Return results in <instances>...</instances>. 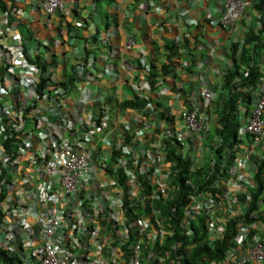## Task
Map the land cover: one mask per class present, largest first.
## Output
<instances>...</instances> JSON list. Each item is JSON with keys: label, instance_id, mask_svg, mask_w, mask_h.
I'll return each instance as SVG.
<instances>
[{"label": "trees", "instance_id": "16d2710c", "mask_svg": "<svg viewBox=\"0 0 264 264\" xmlns=\"http://www.w3.org/2000/svg\"><path fill=\"white\" fill-rule=\"evenodd\" d=\"M104 1L92 0L97 6L104 4ZM250 3L251 11L247 17L251 19V22L245 25L247 31L243 42L235 43L233 46V54L230 55L232 65L227 64L217 84L209 83L213 97L206 102L202 100L205 103L199 102V116L203 125L199 133H195L183 143H178L175 138L164 135L166 127L176 129L178 125H181V122L176 120L177 116L183 110L191 109L189 99H192L194 90L198 87L197 84L191 82L187 88L174 89V92L186 102L185 108L182 111L178 110L176 114L172 113L165 102L155 103L149 95L147 86L156 90L155 85L161 80L165 81L172 75L178 77L177 68L182 65V51L186 53L184 58L195 57L192 42L189 39L184 40L183 48L178 45H166L162 49L165 61H161L159 65L152 62L147 67L148 74L145 79L147 85L140 84L139 90H132V95L120 103L123 111H142L145 115L141 122L129 121V130L126 129L125 124H121L119 132L124 137L122 142L125 145L113 151L114 155L126 161L128 167L134 171V176L128 177L125 176L122 168L119 169L120 184L129 191L139 189L140 195L132 199L128 196L124 198L128 234H123L118 227L114 229L104 226V233H113L115 240L112 247L106 249L103 254L109 260L106 264H125L132 254L131 247L141 238L143 239L142 264H238L239 256L243 258L251 251L249 243L264 246V154L259 150L253 152L254 147L249 145L251 144L249 134L246 136L239 134V130L250 121L264 86L262 49L264 0H250ZM1 8L6 7L3 5ZM73 13L75 17L79 16L76 10H73ZM98 15L97 7V10L88 12V18L83 20L80 27H76L70 21L63 23L72 39L87 42V44L90 42L100 52H105L106 58L111 60L112 64L102 56L103 65H101L100 53L96 55L88 52L87 54L74 53L72 55L76 57L75 60L80 58L79 65L85 66L82 70L84 77L74 73L68 81L70 84L76 80L86 82L88 85H96L98 81L87 77L86 71L89 67L96 71L102 67L106 70L111 64L114 70L118 69L121 57L117 53L120 48L111 42L116 39L119 32L116 16L106 13L105 27L113 28L111 32L114 33L113 36L105 34L104 37L93 36L88 39L85 34L80 33L89 22H92L96 28ZM30 28L35 30L34 25ZM134 40L138 44L135 35ZM100 42L104 44L102 49L98 47ZM67 57L69 53L63 55V62H66ZM90 57L94 60L91 66L88 63ZM196 64V57L192 58L187 70L196 76L203 75V72L196 70ZM88 72L89 76H95L90 70ZM137 81L142 82V80ZM15 99L18 100V93ZM6 101L10 103L15 100L7 96ZM111 101L108 100L103 105L109 109ZM54 103V98L49 97L48 100L41 96V100L30 108L27 110L23 108L28 122L25 128H29L33 122L36 125L41 124L44 130L64 131L62 120H67L65 114L69 110L63 112L59 121L54 116H46L51 108L56 106ZM150 104L153 105V109L147 110V105ZM71 107L78 110V107L81 108L77 103ZM1 108L6 111V106L3 105ZM102 108L98 107L100 112L98 115L108 118L110 114L106 108L104 112H101ZM74 109L71 118L76 124L79 123L81 116ZM155 113H159L158 120L166 121L167 126L157 123V119L154 121ZM2 133L0 131V142L5 143ZM23 133L31 135L32 132L23 130ZM211 133L213 135L205 144V136ZM75 134L76 131L73 129L70 137ZM203 145L206 146L207 151H203ZM36 146L41 158L50 159L48 147ZM125 146L128 149L123 152ZM149 150L152 152L151 158L155 161L148 169L146 158L149 157L147 153ZM136 151H141L138 161L134 158ZM221 153H224V156ZM55 156H58L57 153ZM157 171H160L161 175L156 176ZM109 174L114 172L109 170ZM7 175V168L0 163V193L2 194L0 196L3 197L7 193L2 181L6 178L8 183L14 186V180ZM131 178L135 179L132 185L129 181ZM16 196L14 195L11 200H18ZM137 220L144 222L141 229L136 228ZM108 221L100 220L99 222L103 226L108 224ZM37 230L38 228L34 229V231ZM150 233H157L158 239H149ZM244 234L247 239L239 242V238L242 239ZM84 241L85 243L77 249H71L73 254L71 259L82 264L87 263V254L91 250L89 236ZM232 250L233 257H231ZM114 254L119 257L113 259ZM0 264L39 263L34 257H30L27 261V255L22 248H19L15 255L10 256L6 253L4 246H0ZM244 264H264V261L248 260Z\"/></svg>", "mask_w": 264, "mask_h": 264}, {"label": "built area", "instance_id": "2783aa9c", "mask_svg": "<svg viewBox=\"0 0 264 264\" xmlns=\"http://www.w3.org/2000/svg\"><path fill=\"white\" fill-rule=\"evenodd\" d=\"M218 1L224 8V26L236 24L246 12L247 4L243 0ZM43 10L47 16L46 24L51 26L55 14L67 11L66 0H43ZM14 25H11L9 12H0V36L5 37L4 32ZM12 38L16 45L10 47V52H7L9 47L0 41V131L5 137V143L0 142V163L7 168L8 175L14 180V186L6 178L2 181L7 194L5 197L0 196V246H4L10 256L22 248L27 261L34 257L39 264H82L71 259V249L84 244L89 236L91 250L87 254L86 264H106L109 260L103 254L112 247L115 240L113 233H104V226L118 227L123 234H128L124 198L128 196L132 199L140 195L139 189L129 191L120 184L118 169L122 168L128 177H133L134 171L121 158L116 159V167H110L107 162L102 165L97 163L94 153L89 149V143L94 140L93 134L102 130V127L95 124L88 123V129H81V136L78 138L81 143L79 148H74L65 135L75 127L70 114L71 106L77 103L81 106L78 107V112L83 113L84 108L90 104L91 88L86 83L79 85L77 100L72 97L61 98L58 92L51 95L49 88L41 89L40 78L49 81L50 74L45 73L23 52L19 32L13 33ZM134 45L135 41L130 37L125 49L131 50ZM47 64H52V61ZM47 86L55 90L52 82H48ZM17 93L18 100L15 99ZM261 95L262 100L253 119L243 131L251 134L256 143L264 138V87ZM7 96L15 101L7 102ZM41 96L48 100L49 97L54 98L56 106L51 108L47 117L54 116L59 121L63 112L69 110L65 114L67 120H62L64 131L44 130L41 124L33 122L29 128H25L28 122L23 108L27 110L41 100ZM212 97L213 91L208 88L196 92L190 99L191 109L183 110L178 116L181 120L180 128L166 127L164 135L183 143L199 133L203 127L199 116L200 99L208 100ZM3 105L6 106V111L1 108ZM103 120L107 122L108 118ZM126 129L129 130L128 125ZM23 130L32 133L27 135ZM36 145L48 147L50 159L41 158ZM117 146L120 147V142ZM127 149L124 147L123 152ZM54 151L58 156H55ZM147 153L149 157L146 158V166L149 169L155 159L151 158L150 150ZM134 156L138 161L141 151H136ZM98 162L100 163L99 160ZM109 170L114 174H109ZM158 175H161L160 171L156 172V176ZM129 181L132 185L135 179L131 178ZM14 195H17L18 200H11ZM31 218L33 221H30ZM100 220L110 221L102 226ZM136 225L137 229H141L144 222L137 220ZM35 228L38 230L34 231ZM102 234L109 236L111 241L102 238ZM149 239H158L157 233H150ZM246 239L244 234L239 242ZM249 246L251 251L243 258H238V264H244L248 260L264 261V246L251 243ZM142 249L141 238L131 247L132 254L125 264H142ZM117 257L119 256L115 254L112 256L113 259Z\"/></svg>", "mask_w": 264, "mask_h": 264}, {"label": "crops", "instance_id": "0c3cea01", "mask_svg": "<svg viewBox=\"0 0 264 264\" xmlns=\"http://www.w3.org/2000/svg\"><path fill=\"white\" fill-rule=\"evenodd\" d=\"M7 1L12 8L24 11L25 19L34 22L36 25L35 34L40 37L47 34L50 42L57 43L58 50L67 49L70 54H74L84 50L87 45L86 42L72 39L63 22L70 21L74 25L81 26L83 20L88 18V12L95 10V4L92 0H66L67 6L76 10L79 16L75 17L73 11L68 15L59 14L55 16L53 25H47L48 28L44 25L45 16L41 6L42 0ZM247 1L250 2V0ZM108 2H110L109 5ZM105 7L107 14L111 13L114 17L116 16L119 23L118 36L111 41L114 46L122 48L127 35L130 33L137 37L138 46L128 58L135 64L139 63L146 66V64L149 65L153 62L159 65L161 61H165V57L162 56V49L166 45H182L185 38L192 42V50H194L197 61L196 70L204 74L196 76L187 70L190 67V61L195 57L184 58L186 53L182 51L183 60L181 61L182 65L177 68L178 77L173 75L167 77L163 83V88L152 93L155 103L158 101L165 102L174 114L178 110L182 111L186 103L184 98L174 92V89L187 88L191 82L198 85L194 91L209 87L210 82L217 84L227 64L232 65L231 53L229 54L228 49L233 51L234 44L243 39L247 30L244 23H248L247 20H244L229 29L222 28L218 21H220L223 6L217 0H107ZM106 31L105 34L114 35L111 33L113 28H106ZM80 33L85 34L88 39L97 36V30L92 22H89ZM105 34L102 37L106 36ZM74 42L76 44H73ZM88 45L91 46V44ZM98 47L102 49L104 44L100 42ZM116 73L118 76L105 82H98L91 87L97 99H105L107 93L109 95L116 94L122 99L130 97L132 95V82L136 77L144 76V73L133 75L130 71L120 69ZM86 108L91 109L92 104ZM205 111H207L206 108ZM203 115L205 118L206 114ZM128 118L129 115L124 116V119ZM153 118L156 121L157 118ZM176 120L179 121V119ZM120 122H123L122 117ZM156 122L167 126V122L162 119H157ZM97 144L103 145H99L95 159L102 158L105 149V143L102 139L98 140ZM99 150H101V155H99ZM30 221L33 219L31 218ZM102 238L110 240L108 239L109 236L105 237L103 234Z\"/></svg>", "mask_w": 264, "mask_h": 264}, {"label": "clouds", "instance_id": "9594fccd", "mask_svg": "<svg viewBox=\"0 0 264 264\" xmlns=\"http://www.w3.org/2000/svg\"><path fill=\"white\" fill-rule=\"evenodd\" d=\"M106 1L107 0L104 1L105 2L104 4H106ZM243 1H245L246 4H247L246 12L243 15V17L241 18V20L239 22H237L236 24H238L240 22H243L244 20H247L248 23H244V26H245V25L250 24V22H251V19L246 18V16L251 11V3L248 2L247 0H243ZM3 5L6 8L2 9L1 7ZM41 6H42V10H43V0H42V3H41ZM66 6H67V4H66ZM99 6L100 5L97 6L95 4V10H97V7L99 9ZM72 11L73 10L70 7L67 6V11L65 13L58 12L57 14H55L52 17V20H54L55 16H57L59 14H62V15H66L67 14L68 15ZM0 12H2V13L3 12H9L11 25L15 24L11 29H9L8 31L4 32L5 37L0 36V41H3L5 43V45H7V47H9L7 49V52H10V50H11L10 47H14V45H16V41L12 38V34L15 33V32H19V34L21 36V40H22L23 52L39 68H42L45 73L50 74V80L49 81H47L44 78H40V80H41L40 88L41 89L49 88L50 89L49 91H50L51 95H53L55 92H58V93H60L59 96L61 98L72 97L74 100H77L79 98L78 86L81 85L82 83H86V82H81V81H76L75 80L72 84H70L68 81L70 80V77L74 73H78L79 76H83L84 77V72H82V70L84 69L85 66H84V64L79 65L80 58L75 60L76 57H74L72 54H70L69 50H67V49L58 50L57 43L54 44L53 42H50L49 41V37H48L47 34H45L44 37H40L39 35L35 34L36 30H31V28H30L31 26L34 25V22L26 20L25 19V15H24V11L18 10L17 8H12L9 5V2L7 0H0ZM223 12H224V8H223V11L221 13L220 21H218V23L222 26V28L229 29L230 27L235 26L236 24L231 25V26H224L222 24ZM43 13H44V16H45L44 25H45V27H47V25H48V24H46L47 16H46L44 10H43ZM53 23H52V25H53ZM22 26H26L28 31L31 33V35H33L38 41L41 42L39 44V46H37V48H35V45H34L32 40H27V38L25 37V35L23 33ZM34 26H36V25H34ZM48 26H50V25H48ZM76 27H80V26L76 25ZM95 29L97 30V32L99 31L98 30V26ZM49 32H51V31L49 30ZM130 37H132L134 39V34L130 33V34L127 35L125 43H124V46H122V48H120V50L117 53L121 57V61L119 63L118 69L130 71L131 73H133V75H139L137 73H142V74L144 73L143 77H141V76L136 77V79L131 84L132 90H136L137 91V90H139L138 86L140 84H143L142 86L147 85V82L145 81V79L147 77V74H148V68L147 67H149V65L151 63L149 65L146 64V66H145V65H142V64H139V63L135 64V63H133L132 61H130L128 59L127 56L129 54H131L138 46L136 44V42H135V45H134L133 49H131V50H126L125 49V44L127 42V39H129ZM53 39L55 40V37H53ZM185 39H187V38H185ZM243 40H244V37H243V39L241 41L243 42ZM241 41H239V42H241ZM86 44H87V42H86ZM89 44H90V42H89ZM178 46L180 48H183L184 47V41L182 42V45H178ZM42 47L45 48L44 51L46 52L44 57L40 56V51H42V49H41ZM61 51H63V52H61ZM87 52L88 53H94L95 55L100 53V57H101L100 64L101 65H103L102 56L105 59H107L108 63L111 62V60L109 61L108 58H106L107 54L105 52H100V50L95 48V47H93L92 44H91V46L87 44L85 46L84 50L79 51L77 53L87 54ZM66 53H69V57L66 58V62H63L62 57ZM48 61H52V64L48 65L47 64ZM88 63H89L90 66L92 64H94L93 57H90L88 59ZM111 64H112V62H111ZM111 64L108 66V68L106 70H103V67H102V68H98V71H96L92 67H89L88 70L93 72L95 74V76H89V74H88L89 72L87 70L86 71L87 77H92V78L95 79V81H98V82H101V81L105 82L106 80H108L110 78L118 76V74L116 73L118 69L114 70V68H113V66ZM68 68H70V71H68ZM52 80H55V81H52ZM137 80H142V82H138ZM48 82H52L53 83V85L55 86V90H52L50 87L47 86ZM163 83H164L163 80H161L159 83H156V85H155V87H156L155 89L156 90H153L149 85H147L148 89H149L148 91L150 93L149 94L150 97H152V95H153L152 93L156 92L160 88H163ZM93 86L92 85H88L89 88H91ZM207 88L211 89L209 87H207ZM202 89H204V88H201L200 90H202ZM200 90L198 89V91H200ZM91 91H92V88H91ZM198 91H194V94L196 92H198ZM261 94H262V89H261ZM111 98H112V101H111ZM91 100H90V104H92V108L91 109L86 108L88 106L87 105L84 108V112L83 113H79L78 109L75 110L74 108H71V112H70L71 117H72V110L73 109L75 111H77V113L81 116L79 123H76L75 127H74V130L76 131V134L74 135V138H75L76 141H75V144H73V146H74V148H79V143H81V141L78 140V138L81 136V129L83 127L88 129V127H87L88 123L95 124V125H97L99 127H102V130L96 131L95 134H93L94 135V140L91 141V143H89V147H90L89 149H90L91 152L94 153V158H95V153L97 152V149H98L99 145H103V144H97V141L102 139L103 142L105 143V145H104V147H105L104 156L102 158H98V159H95V160L97 161V163L99 165H102L103 163L107 162L110 167H116V164H117L116 163V159H118L120 157L118 155H114L113 151H114V149L115 150L120 149V148H122L125 145L122 142L124 137H123L122 133L119 132L121 124H125V125L129 126V124H130L129 121L141 122L143 120V118L145 117V115H144V113L142 111H133V110H124L123 111L120 108V103H122L123 99L120 96L116 95V94H110V95L106 96L105 99H102V98L97 99L94 96L93 92H92ZM108 100L111 101V105H110L109 109L103 105ZM202 100H205V99H200V101H202ZM261 100H262V95H261L259 103L261 102ZM202 102H204V101H202ZM259 103H258V105H259ZM258 105H257L256 109L252 112V115L250 117V121L243 128H241L239 130V134H241L242 136H246L247 134H249L248 132H243V131L251 123V121L253 119V116H254V112L257 110ZM100 106L103 107L101 109V112H104V108H106L108 114H110L109 117H108V121L107 122H105L103 120L104 117H101V116L98 115V113H100V112H98V107H100ZM152 106H153L152 104L147 105L146 109L147 110L150 109V108L153 109ZM199 106H200V103H199ZM129 113H131V114H129ZM157 114H158V116H156ZM127 115H129V118L128 119H124V116H127ZM135 115H137L138 117H136ZM121 117L123 119L122 123L120 122V118ZM153 117L158 119L159 118V113H155ZM262 117L264 118V114H263ZM105 118H107V117H105ZM82 121H84V122H82ZM179 121L181 122L180 119H179ZM104 123H106L105 126L103 125ZM180 126L181 125H178L177 128H180ZM103 127H106V128L103 129ZM249 135L251 136V144L249 143V145H252L254 147V151L253 152L255 153V152H257L259 150V151H262V153L264 154V138L259 139L260 141L258 143H256L254 137L251 134H249ZM66 137L69 138L70 140H72V137H70V132L68 134H66ZM118 142H120V147L117 146ZM245 142H247V140H245ZM109 143H110V146H109ZM261 147H263V148L261 149ZM98 160L100 161V163L98 162ZM119 169H121V168H119ZM119 169H118V172H119ZM231 257H233V250L231 252ZM239 258H240V256H239Z\"/></svg>", "mask_w": 264, "mask_h": 264}, {"label": "rangeland", "instance_id": "374dc122", "mask_svg": "<svg viewBox=\"0 0 264 264\" xmlns=\"http://www.w3.org/2000/svg\"><path fill=\"white\" fill-rule=\"evenodd\" d=\"M105 5L106 4H102V5L99 6V15L97 17V22H96L97 26H98V30H99V34L97 35V37H102V35L105 34V29H106L105 20H106V13H107ZM246 18H248V17L246 16ZM22 30H23V33H24L25 37L27 38V40H32L34 45H35V48H37V46H39V44L41 42L38 41L33 35H31V33L28 31L26 26H22ZM241 43H242V41H241ZM73 44H76V42H74ZM41 49H42V51H40V56L44 57L45 54H46V52L44 51L45 48L42 47ZM262 49H263V52H264V45L263 44H262ZM228 52H229V54L230 53L233 54V51L231 49H228ZM108 95H109V93H107V96ZM235 130H237V128ZM212 135H213V133L208 134V135L205 136L206 137L205 141H204L205 144H207L209 142V140H210ZM71 144H75L74 136L72 137ZM203 151H207V148L204 145H203ZM221 155L224 156V153H221Z\"/></svg>", "mask_w": 264, "mask_h": 264}]
</instances>
